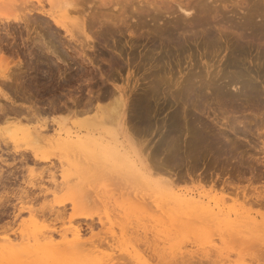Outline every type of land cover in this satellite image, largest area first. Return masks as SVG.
<instances>
[{"label":"rangeland","instance_id":"1","mask_svg":"<svg viewBox=\"0 0 264 264\" xmlns=\"http://www.w3.org/2000/svg\"><path fill=\"white\" fill-rule=\"evenodd\" d=\"M59 1L63 5L65 0ZM59 1L53 7L58 16L63 9ZM102 1L76 3L85 8H76L85 15L80 17L90 20L93 15L98 23L87 30L88 39L74 33L71 40L61 30L56 33L43 15L32 12L25 18L15 6L0 5V243L6 238L25 242L34 227L58 233L67 230V239L70 230L79 227L82 238L98 241V246L92 245L94 252L87 250L90 244L81 248L83 254L92 253L93 260L86 258L92 260L89 263L78 259V250L77 257L66 250L62 254L67 257L48 252L19 259L24 263L5 260L10 264H29L30 260L35 264H100L97 254L121 253V231L126 230L128 236L133 234L130 239L142 249L148 264H184V260L185 264H264L263 233L260 239L251 238L250 233L232 237L226 232L223 236L188 217L186 209H178L168 197L170 191L201 196L205 204L220 211L218 218L264 219V0H185L191 4L188 12L178 8L179 0ZM71 9L65 20L79 18L80 12ZM8 14H14L9 22L3 18ZM21 16L15 21L14 17ZM27 27L41 29L45 40L55 46V54L35 45V30L31 28L30 35ZM156 78L162 82L148 126H138L132 116L136 114L134 98ZM188 80L203 94L199 90L201 94L191 93L184 101L166 102ZM245 88L247 96L228 102L215 97L217 89L239 93ZM119 90L127 98L128 109L122 118L112 115L111 109ZM176 113L182 123L196 121L211 133L221 131L231 152L222 150L226 156L217 153L219 163L208 156L198 161L195 151L188 154L182 148L190 139L184 130L178 133L180 154L169 152L160 139L170 140L163 131ZM34 126H40L46 137L62 127L64 132L84 139L90 135L94 140L86 139L84 149L73 142L74 149L70 145L60 148L52 140L39 144L22 131ZM98 141L104 148L97 147ZM179 247L185 258L180 253L174 256Z\"/></svg>","mask_w":264,"mask_h":264},{"label":"bare ground","instance_id":"2","mask_svg":"<svg viewBox=\"0 0 264 264\" xmlns=\"http://www.w3.org/2000/svg\"><path fill=\"white\" fill-rule=\"evenodd\" d=\"M59 1V0H58ZM67 1H69V0H65L64 1V3H63V5H62V3H61V1H59V5H60V7L61 8H63V9H61L62 10V13L60 14V16H58L57 14H56V12L53 10V7H56L57 5H58V2H57V0H0V5H5V6H10V7H12V6H15V8H18V9H20V10H22L23 11V13H24V15H22V16H27V14H29V13H32V12H36V13H38L39 15H43V16H45L48 20H50L51 22H52V24L56 27L55 29V32L57 33V31H59V30H61L63 33H64V35L68 38V39H74V33H79V34H83V35H85V37L88 39L91 35H88V33H87V30L89 29H91L92 30V28L95 26V23L97 22V19H96V17L94 16V17H92V16H90V18H92V19H90V20H88L86 17L84 18L83 16H81L80 17V15H84V13L82 12V14H81V11H79L80 12V14H79V18H77V17H73L75 20L74 21H69V20H65V17L67 18L68 17V15H70V12L72 11V7H73V9L75 8V10H73V12H78V9H80V8H84V6H77L76 5V3L74 4L73 2H71V0L69 1V2H67ZM72 1H74V0H72ZM76 1V0H75ZM74 1V2H75ZM79 1V4H82V2L80 3V0H78ZM104 1V0H103ZM102 1V2H103ZM124 1V0H123ZM152 1H154V0H152ZM167 1V0H166ZM165 1V2H166ZM173 1V0H172ZM178 1V0H177ZM17 2V3H16ZM57 3L56 4V6H54V3ZM85 2V1H84ZM125 2H126V0H125ZM149 2V1H148ZM169 2V1H168ZM187 1H185V0H179L178 1V5H179V7L178 8H180V10H182V11H184V12H188L189 10H190V5H188L187 3H186ZM61 3V4H60ZM46 4H49L50 5V8L49 9H46ZM78 4V3H77ZM78 4V5H79ZM104 4V3H103ZM102 4V5H103ZM107 4V3H106ZM158 4H160V3H158ZM76 5V7H74ZM148 5V4H147ZM154 5V4H153ZM156 5V4H155ZM154 5V6H155ZM166 5H167V3H166ZM63 6V7H62ZM100 6V5H99ZM98 6V7H99ZM164 6V5H163ZM168 6V5H167ZM171 6V5H170ZM71 7V8H70ZM156 7V6H155ZM9 8V7H8ZM15 8H13V9H15ZM76 8H78L77 9V11H76ZM82 8V9H83ZM167 8V7H166ZM165 8V9H166ZM174 8V7H173ZM177 8V7H176ZM12 9V8H11ZM85 9V8H84ZM154 9V8H153ZM156 9V8H155ZM162 9H163V7H162ZM168 9V8H167ZM16 10V9H15ZM81 10V9H80ZM19 11V10H18ZM22 11H20L21 13H22ZM97 11V10H96ZM101 11V10H100ZM105 11V10H104ZM73 12H72V14H73ZM78 12V13H79ZM106 12V11H105ZM9 13V12H8ZM100 13H102V12H100ZM38 14H36L37 16H38ZM112 14V13H111ZM183 14V13H182ZM186 14V13H185ZM12 15L14 16V14H8V15H6V16H4L3 18H5V20L7 21V22H9L11 19H13L12 18ZM18 15H19V12H18ZM103 15V14H102ZM18 17V18H16V17H14L15 18V21L16 20H20V19H22L23 17ZM32 16V15H31ZM72 16V15H71ZM77 16V15H76ZM85 16V15H84ZM184 16V15H183ZM26 18V17H25ZM69 18V17H68ZM67 18V19H68ZM120 18V17H119ZM122 18V17H121ZM85 19H87V20H85ZM109 19H110V17H109ZM18 20V21H19ZM24 20V19H23ZM101 20V19H100ZM106 20V19H105ZM119 20V19H118ZM121 20V19H120ZM119 20V21H120ZM26 21V20H25ZM32 21V20H31ZM44 21V20H43ZM43 21H41V22H43ZM50 21H48V22H46L45 21V24L49 27V25H51V23H50ZM87 21H89V22H87ZM27 22H29V21H27ZM40 22V23H41ZM89 24V25H87V23ZM26 23V22H25ZM39 23V24H40ZM44 23V22H43ZM50 23V24H49ZM98 23V22H97ZM30 24V23H29ZM29 24H27L26 23V25L25 26H28ZM38 24V23H37ZM44 24V25H45ZM101 24V23H100ZM42 25V24H41ZM30 26V25H29ZM89 26V27H88ZM100 26V25H99ZM102 26V25H101ZM35 27V26H34ZM28 28V27H27ZM31 28L33 29V30H35V37L37 38V39H35V40H33V43L35 44V43H39V48H42L43 50H45L46 51V53H50V54H55V46L52 48V45H50L51 43H49V41L48 40H45V37L43 36V34H41L40 33V30L38 31V30H36L35 28H37V27H35V28H33V27H30V28H28L27 29V33L28 34H30L31 33ZM40 28V27H39ZM50 28H51V26H50ZM97 28H99V27H97ZM51 29H53V28H51ZM58 29V30H57ZM103 29H106V28H103ZM33 30H32V33H33ZM43 30V29H42ZM54 31V30H53ZM52 31V32H53ZM74 31H76V32H74ZM100 32H101V30H99ZM49 32V31H48ZM60 33V32H59ZM90 33V32H89ZM49 34V33H48ZM53 34V33H52ZM51 34V35H52ZM31 35V34H30ZM30 35H28V36H30ZM50 35V36H51ZM54 35V34H53ZM60 35V34H59ZM76 35V34H75ZM78 35V34H77ZM79 36V35H78ZM77 36V37H78ZM7 37V36H6ZM26 37V36H25ZM52 37V36H51ZM93 37H94V35H93ZM97 37V36H96ZM23 38V37H22ZM50 38V37H49ZM67 38H66V40H67ZM27 39V38H26ZM80 39V38H79ZM96 39V38H95ZM210 39V38H209ZM208 39V40H209ZM82 40V39H81ZM92 40H94V39H92ZM36 41V42H35ZM57 41V40H56ZM68 41V40H67ZM210 41V40H209ZM80 42V41H79ZM63 43V42H62ZM68 43V42H67ZM93 43V42H92ZM208 43V42H207ZM213 43H214V41H213ZM212 43V44H213ZM22 44V43H21ZM83 44V43H82ZM208 44H210V43H208ZM211 44V45H212ZM32 45V44H31ZM36 45V44H35ZM58 45V44H57ZM73 45V44H72ZM90 46V45H89ZM88 46V47H89ZM94 46V45H93ZM38 47V46H37ZM82 48H85V46L84 47H82ZM1 49V48H0ZM8 49V48H7ZM35 49V48H34ZM57 49V48H56ZM33 50V49H32ZM19 51V50H18ZM31 51V50H30ZM82 51V50H81ZM15 52V51H14ZM41 52H43V51H41ZM29 53V52H28ZM30 54V53H29ZM57 54V53H56ZM67 54V53H66ZM44 56H46V55H44ZM57 56V55H56ZM2 58H4V57H2ZM19 59V58H18ZM57 59V58H56ZM58 59H59V57H58ZM61 59V58H60ZM86 61V60H85ZM81 62V61H80ZM55 63V62H54ZM21 65V64H20ZM66 71V70H65ZM71 73V72H70ZM156 73V72H155ZM189 73V72H188ZM192 72H190L189 74H191ZM9 74V73H8ZM7 74V75H8ZM194 74V73H193ZM79 76V75H78ZM164 76V75H163ZM163 76H161V77H163ZM156 77V76H155ZM160 77V76H159ZM159 77H158V79H159ZM120 78V77H119ZM129 78V77H128ZM154 78V77H153ZM190 78V77H189ZM167 79V78H166ZM11 80V79H10ZM101 80H103V79H101ZM101 80H99V82L101 81ZM131 80V79H130ZM153 80V79H152ZM191 80V79H190ZM190 80H188L189 82H187V83H185L184 85H179L180 87H178V92L176 93V94H170V98H168V99H165L166 100V102H168L167 100H169V99H172L174 102H176V101H178V100H182V101H184L183 99H185V98H188V96H193L191 93H198V94H201L202 93V91L198 88V86H196V84H194L192 81V83L190 82ZM193 80V79H192ZM68 81V80H67ZM105 81V80H104ZM155 80H153V82L150 84V86H148L147 88V90L145 91L144 90V93L142 94L141 93V95H140V93L139 94H137V95H140V96H136V98H134V107H135V111H136V114L134 113L132 116H135L134 118L136 119V121L134 122V123H136L138 126H141V125H147L148 124V117L150 118V116H148L149 115V113L151 114V111H152V109H153V104H152V102H154V98H155V94L156 93H158V92H160V83L162 82H158V80H157V78H156V81L154 82ZM95 82H96V80H95ZM102 82V81H101ZM128 82V81H127ZM232 82V81H231ZM135 83V82H134ZM164 83V82H163ZM183 83V82H182ZM201 83V82H200ZM100 84V83H99ZM104 84H105V82H104ZM103 84V85H104ZM205 84V83H204ZM129 85V84H128ZM201 85H203V84H201ZM99 86V85H98ZM126 86V85H125ZM197 88H196V87ZM200 86V85H199ZM133 87V86H132ZM202 87V86H201ZM145 88V87H144ZM164 88V87H163ZM163 88H162V90H163ZM171 88V87H170ZM221 88V87H220ZM146 89V88H145ZM224 89V88H223ZM223 89H217L218 90V92H217V94H215L216 96L215 97H217V98H219V100H226L227 102L228 101H231L232 99H236L239 95H244V96H247V94H248V92L246 91V88L244 89V90H242L241 92H239V93H237V92H227L226 90H223ZM130 90V89H129ZM197 91V92H195V91ZM200 90V92H198ZM104 91H106V88H105V90ZM135 91V90H134ZM134 91H133V93H134ZM173 91V90H172ZM127 91H125V93H126ZM168 92V91H167ZM215 92H216V90H215ZM104 93V92H103ZM115 93V92H114ZM113 93V94H114ZM132 93V94H133ZM164 93V92H163ZM237 93V94H236ZM109 94H112V92H109ZM108 94V95H109ZM118 94V93H117ZM136 94V93H135ZM198 94H195V95H198ZM203 94V93H202ZM163 95V94H162ZM135 96V95H134ZM160 96V95H159ZM166 96H167V94L165 95L164 94V96H162V97H164V98H166ZM199 96V95H198ZM201 96V95H200ZM205 96V95H204ZM89 97H90V95H89ZM97 97V96H96ZM95 97V98H96ZM100 97V96H99ZM103 97H105V96H103ZM112 97L114 98L115 97V95L113 96L112 95ZM189 97V98H190ZM202 97V96H201ZM90 98H92V97H90ZM90 98H89V100H90ZM116 101H113L114 102V104H113V106H112V115L113 114H115V115H119V116H121V118H122V116L124 115V113H125V110H126V108H127V98H125V96H124V92H123V90H119V94H118V97L116 96ZM113 100V99H112ZM156 100V99H155ZM186 100V99H185ZM221 100V101H222ZM85 101V100H84ZM85 102H87V101H85ZM84 102V103H85ZM93 102V101H92ZM92 102H90V103H92ZM132 102V101H131ZM163 102V101H162ZM77 103V102H76ZM88 103H89V101H88ZM87 103V104H88ZM129 103V102H128ZM158 103V102H157ZM179 103V102H178ZM230 103V102H229ZM1 105V104H0ZM5 105V104H4ZM85 105V104H84ZM111 105V104H110ZM130 105V104H129ZM3 106V105H2ZM89 105H87V107H88ZM109 106V105H108ZM34 107V106H33ZM67 106H65V108H66ZM84 107V106H83ZM89 107H91V106H89ZM130 107V106H129ZM133 107V108H134ZM4 108V107H3ZM107 108V107H106ZM17 109V108H16ZM56 109V108H55ZM72 109V108H71ZM71 109H69V110H71ZM85 109V108H84ZM91 109H92V107H91ZM128 109V108H127ZM226 109V108H225ZM4 110V109H3ZM6 110H7V108H6ZM39 110V109H38ZM63 110V109H62ZM157 110V109H156ZM155 110V111H156ZM11 111V110H10ZM50 111V110H49ZM68 111V110H67ZM66 111V112H67ZM79 111H81V110H79ZM88 111H90L89 109H88ZM92 111V110H91ZM132 111V109L130 110V112ZM3 111L1 110V113H2ZM9 112V111H8ZM19 112V111H18ZM42 112V111H41ZM61 112V111H60ZM59 112V113H60ZM76 112V111H75ZM82 112H83V110H82ZM84 112H86V110L84 111ZM133 112V111H132ZM21 113V112H20ZM78 113V112H77ZM15 114V113H14ZM28 114V113H27ZM132 114V113H131ZM6 115V114H5ZM4 115V117H7V116H5ZM10 115V114H9ZM8 115V116H9ZM17 115H18V113H17ZM16 115V116H17ZM128 115V114H127ZM179 115V114H178ZM178 115H177V113L176 114H174V116H172L171 118V121H170V123L168 124V125H166V127H165V131H163V134L165 135L164 137H168V138H170V140L169 139H166V140H161L160 139V141H162L163 143L162 144H160V141L158 142L162 147H165L166 149H168L169 150V152H171V153H173V152H175L177 155H179L180 153H179V151H178V149L180 148V145H181V143H179L178 144V139H180V138H178V133H181V132H183V130L184 131H186V134H188L189 136V140L188 141H186L185 140V144H183V147L182 148H184V151H187V153L188 154H192L193 153V151H195V153H197L198 155H196L198 158L196 159V160H200L201 158H203V157H213L212 159L213 160H215V161H219V156L221 155L222 156V154L223 153H225V152H223L222 150H224V149H226L227 151L229 150L230 151V146L228 147V144H227V141L225 142L223 139H224V137H223V134H221L220 132L219 133H211V129H209L207 126H204V125H200L199 124V122L198 123H196V121H194L193 123L192 122H189L188 120H185V121H183V123L182 122H180L181 120V118H179L178 117ZM256 115V114H255ZM63 116V115H62ZM215 116H216V114H215ZM2 117V116H1ZM114 117V116H113ZM131 117V116H130ZM185 117V116H184ZM183 117V119H185ZM133 118V119H134ZM6 119H8V118H6ZM29 119H31V118H28V120ZM127 119H128V117H127ZM193 119H195V118H193ZM150 120V119H149ZM231 120H233V119H231ZM230 120V121H231ZM217 121V120H216ZM222 121V120H221ZM201 122V121H200ZM219 122V121H218ZM235 122V121H234ZM241 122V121H240ZM246 122V121H245ZM47 123V122H46ZM166 123V122H165ZM194 123H196V124H194ZM216 123V122H215ZM220 123V122H219ZM222 123V122H221ZM228 123V122H227ZM227 123L225 124V125H227ZM232 123H233V121H232ZM232 123H230L231 125H232ZM133 124V123H132ZM150 124V123H149ZM164 124V123H163ZM242 124H244V123H242L241 122V125ZM236 125H237V123H236ZM244 125H246V123L244 124ZM244 125H243V127H244ZM48 126V125H47ZM135 126V125H134ZM148 126V125H147ZM163 126H165V125H163ZM216 126V125H215ZM234 126V125H233ZM126 127V126H125ZM129 127V126H128ZM133 127V126H132ZM136 127V126H135ZM151 127V126H150ZM234 127H236L237 128V126H234ZM233 127V128H234ZM240 127V126H239ZM247 127V126H246ZM130 128V127H129ZM142 128V127H141ZM144 128V127H143ZM145 129V128H144ZM239 129V128H238ZM241 129V128H240ZM243 129V128H242ZM245 129V128H244ZM45 130V129H44ZM138 130H139V132H140V129L138 128ZM22 131L23 132H25V134L26 135H29L30 137L32 136V138L34 139L33 141H35L36 143H41L42 141H46V140H52L54 143H56L57 145H58V147H60V148H63V147H66V146H68V145H70L72 142H73V144L76 146V147H78V148H80V149H84L85 148V140L87 139V140H90V141H92V140H94V138L92 137V136H86L85 137V139H84V137H82V136H79L80 134H75V135H72V134H70L69 133V131H65L64 132V130L62 129V127L60 128V129H57L53 134H52V136H48V137H46V136H44L43 134H42V130H41V127L40 126H34V127H32V128H30V127H28V128H23L22 129ZM142 131V130H141ZM148 131V130H147ZM226 131V130H225ZM236 131V130H235ZM234 131V132H235ZM240 131V130H239ZM247 131V130H246ZM145 132V131H144ZM215 132V131H214ZM217 132V131H216ZM224 131H222V133H223ZM238 132V131H237ZM236 132V133H237ZM249 131H247V133H248ZM243 133H246L245 131H243ZM87 134V133H86ZM241 134V133H240ZM226 135V134H225ZM246 135V134H245ZM76 137L75 139H73L72 140V138L73 137ZM243 136V135H242ZM182 137V136H181ZM223 137V138H222ZM163 138V137H162ZM227 138V137H226ZM225 138V139H226ZM235 138H236V136H235ZM39 141V142H38ZM41 141V142H40ZM34 142V143H35ZM230 142V141H229ZM33 143V144H34ZM140 143V142H139ZM233 143V142H232ZM96 144L98 145L99 144V146H97L98 148H102V147H100V145H102V143L101 142H99L98 141V143L96 142ZM238 143H236V145H237ZM159 145V146H160ZM236 145L234 146V147H236ZM239 145V144H238ZM91 146V145H90ZM153 146V145H152ZM155 146V145H154ZM69 147V146H68ZM70 147L72 148L73 146L72 145H70ZM69 147V148H70ZM149 147V146H148ZM147 147V148H148ZM226 147H228V148H226ZM240 147V146H239ZM104 148V147H103ZM152 148V147H151ZM159 148V147H158ZM161 148V147H160ZM73 149H74V147H73ZM162 149V148H161ZM237 149V148H236ZM155 150V149H154ZM226 151V152H227ZM181 152V151H180ZM231 152V151H230ZM167 153V152H166ZM181 153H183V152H181ZM186 153V154H187ZM219 154V156H218V154ZM184 154V153H183ZM210 154V155H209ZM98 155V154H97ZM224 156H226V154H223ZM231 155V154H230ZM173 156H174V154H173ZM181 156H182V154H181ZM196 156H194V157H196ZM177 157H179V156H177ZM187 157V156H186ZM228 157V156H227ZM176 158V157H175ZM183 159V157H180V159ZM222 158V157H221ZM221 158H220V160H221ZM190 160H191V158H189ZM216 159H218V160H216ZM174 160V159H173ZM185 160V159H184ZM194 160V159H193ZM195 160V161H196ZM225 160H226V157H225ZM228 160V159H227ZM174 161H176V159L174 160ZM179 161V160H178ZM185 161H187V160H185ZM222 161V160H221ZM238 161H240L241 162V160H238ZM181 162V161H180ZM183 163V162H182ZM219 163V162H218ZM222 163V162H221ZM223 163H224V161H223ZM229 163V162H228ZM186 164V163H185ZM226 164V163H225ZM174 165H176V163H174ZM182 165V164H181ZM213 166V165H212ZM222 167V166H221ZM163 168V167H162ZM160 169H161V167H160ZM192 170V169H191ZM259 172V171H258ZM193 176V175H192ZM254 176V175H253ZM258 176H259V174H258ZM255 177V176H254ZM264 177V176H263ZM257 178H259V177H257ZM202 179V178H201ZM256 179V178H255ZM254 179V180H255ZM262 179V178H261ZM55 185H56V183H55ZM168 197H169V199L171 200V202L173 203V204H175L176 206H178V209L179 208H184V209H186V212H188V217H190V218H195V221H197V220H199V222H201L202 223V225H204V227L207 229V228H212L213 230V232H214V230H218L217 232H219L220 231V233H221V235H223L224 233H226L227 232V234H231L232 235V237L233 236H237V235H239V236H245V234L246 233H250L249 234V236L251 237V238H253V239H260V238H262L263 236L261 235L262 233L264 234V230L261 228V227H263L264 228V219L262 220H257V219H255V218H250V217H245L244 219H242V218H240V219H234V220H230V219H228V218H218V214L220 213V211H215L214 210V206L213 207H211L210 206V204L209 203H207V204H205L204 202H203V198L201 197V196H198V195H196V194H178V193H171V191H170V193H168ZM170 200H166L167 202L168 201H170ZM166 202V203H167ZM209 202V201H208ZM168 203H170V202H168ZM171 203V204H172ZM218 205V204H217ZM167 208H169V206L167 207ZM219 208V207H218ZM170 209H174V208H170ZM177 209V210H178ZM134 211H136L135 209H133ZM168 210V209H167ZM218 210H220V209H218ZM31 212V211H30ZM165 212V211H164ZM173 212V211H172ZM179 212V211H178ZM135 213V212H134ZM136 213H137V211H136ZM146 213V212H145ZM166 213V212H165ZM142 214V213H141ZM179 214H181V211L179 212ZM225 214V213H224ZM110 215V214H109ZM178 215V214H177ZM239 215V214H238ZM108 216V215H107ZM136 216H138V215H136ZM160 216V215H159ZM152 217V216H151ZM137 218V217H136ZM169 218V217H168ZM182 218H184V217H182ZM189 218V219H190ZM171 219H174V218H171ZM170 219V220H171ZM177 219V216H176V218H175V220ZM197 219V220H196ZM174 220V221H175ZM183 220V219H182ZM140 221V220H139ZM127 222H128V220H127ZM132 222V221H131ZM136 223V222H135ZM142 223H143V221H142ZM197 223V222H196ZM175 224V223H174ZM128 225V224H127ZM133 225V224H132ZM146 225V224H145ZM168 225V224H167ZM177 225V224H176ZM201 225V226H202ZM144 226V225H143ZM178 226H179V224H178ZM110 228V227H109ZM112 228V227H111ZM110 228V229H111ZM114 228H115V226H114ZM137 228V227H136ZM144 228V227H143ZM179 228H183L182 226L181 227H179ZM185 228V227H184ZM113 229V228H112ZM111 229V230H112ZM124 229H126V228H124ZM129 229L130 228H128V231H129ZM180 229V230H181ZM191 229V228H190ZM109 230V229H108ZM67 231V230H66ZM66 231H62V232H60V233H58V232H55V231H52V230H41L40 228H38V227H34L30 232H29V236L27 237V241L25 240V242L23 241H18V242H16L14 239H11V238H6V239H4L3 240V242H1L0 243V257H2V259L4 258V261L0 258V264L1 263H3V264H10V262H9V260H5V259H7V258H14V260H17V262L18 263H20L21 261H23V260H26V258L27 257H31V255L32 256H35V255H37V256H40V255H44V254H46V253H48V252H50L51 254L52 253H55L56 255H58V254H62V253H65V254H67V251H68V254L70 255H73V256H80L79 254L81 253V256L78 258L79 260H84L85 259V261H87V263H89V261L91 262L92 260H93V258H92V253H90V251H88V253L86 252L87 250H91V248L93 249V246H94V244L96 243V241L94 240V242H93V240L91 241V240H89V239H84V238H82V234H83V232L80 230V228L79 227H73L71 230H70V233H71V238L70 239H67L66 238V234H67V232ZM113 231H114V229H113ZM113 231H111V233L113 232ZM121 231V230H120ZM182 231V230H181ZM135 232V231H134ZM142 232V231H141ZM147 232V231H146ZM146 232H144V233H146ZM114 234H115V231L113 232ZM130 233V232H129ZM132 233V232H131ZM138 233V232H137ZM140 233V232H139ZM138 233V234H139ZM212 234V233H211ZM131 235H133V234H131ZM130 235V236H131ZM141 235V234H140ZM144 235H146V234H144ZM224 235H226V234H224ZM223 235V236H224ZM110 237H111V235H109ZM130 236H128V233H127V231L126 230H122L121 231V240L122 241H120L121 242V246H120V248H119V252H121V253H119V255H118V253H117V255L118 256H116V255H104V254H101V255H99L98 256V254H97V261L100 263V264H148V262H147V259H146V257H143V255L141 254V251H142V249L141 250H138L137 249V246H136V244H135V242H132V241H134L133 240V238L132 239H130ZM248 236V237H249ZM110 237H109V240H110ZM119 237V236H118ZM148 237V236H147ZM238 237V236H237ZM60 238H62L63 240H61ZM112 238H113V236H112ZM149 238V237H148ZM114 239H115V236H114ZM114 239H112V240H114ZM135 239V238H134ZM137 240H138V238H136ZM140 239V238H139ZM233 239H235V238H233ZM239 239H242L241 237L239 238ZM245 239V238H244ZM248 239V238H247ZM14 240V241H13ZM147 240V239H146ZM150 240V239H149ZM231 240V239H230ZM246 240V239H245ZM31 241V242H30ZM140 241V240H139ZM148 241V240H147ZM119 242V243H120ZM137 242V241H136ZM150 242V241H149ZM209 242V241H208ZM97 243H98V241H97ZM96 243V244H97ZM99 243H100V245H102L103 246V244L101 243V241H99ZM143 243V242H142ZM237 243V242H236ZM245 243V242H244ZM254 243V242H253ZM253 243L251 244V245H253ZM90 244V246H92V247H90V248H88L85 252L86 253H84L83 254V250H85V249H83L82 247H85L86 245L88 246ZM198 244V243H197ZM249 244V245H250ZM256 244V243H255ZM99 245V246H100ZM109 245V244H108ZM147 245V244H146ZM150 245V244H149ZM148 245V246H149ZM96 246H98V244L96 245ZM183 246V245H182ZM197 246V245H196ZM101 247V246H100ZM105 247V246H104ZM147 247V246H146ZM253 247V246H252ZM83 250H82V249ZM105 248H107V246L105 247ZM182 248V247H181ZM184 248H185V246H184ZM188 248V247H187ZM250 248V247H249ZM152 249V248H151ZM154 249V248H153ZM179 251H180V247L179 248H177ZM186 249V248H185ZM210 249V248H209ZM252 249V248H251ZM67 250V251H66ZM77 250H78V252H79V254L77 253ZM79 250H81V251H79ZM95 250V249H94ZM94 250H91V251H93L94 252ZM116 250H118V248L116 249ZM156 250V249H155ZM211 250H212V248H211ZM210 250V251H211ZM64 251V252H63ZM98 251V250H97ZM107 251V250H106ZM140 251V252H139ZM152 251V250H151ZM207 251V250H206ZM205 251V252H206ZM215 251V250H214ZM99 252V251H98ZM173 252V254H174V252H175V250H173L172 251ZM187 252V255H189L188 254V250L186 251ZM89 253H90V255H89ZM97 253V252H96ZM104 253V252H103ZM156 253H158V252H156ZM164 253V252H163ZM178 253H180L182 256H183V254H184V252H183V250H182V252L180 251V252H176L175 253V255L174 256H176V254H178ZM211 253V252H210ZM76 254V255H75ZM83 254V255H82ZM109 254H111V253H109ZM113 254H116V253H113ZM144 254V253H143ZM161 254V253H160ZM186 254V253H185ZM185 254H184V257H182L181 256V258H185L186 256H185ZM2 255V256H1ZM59 255V256H60ZM63 256H65V257H67V255H64V254H62ZM89 255V256H88ZM96 255V254H95ZM94 255V256H95ZM162 255V254H161ZM5 256V257H4ZM8 256H11V257H8ZM13 256V257H12ZM61 257V258H64V257ZM72 256V257H73ZM83 256L85 257V258H83ZM168 256V255H167ZM180 256V255H179ZM179 256H178V258H179ZM204 256V255H203ZM202 256V257H203ZM213 256H215V255H213ZM71 257V256H70ZM71 257V258H72ZM75 257V258H76ZM194 257V256H193ZM209 257V256H208ZM80 258H83V259H80ZM86 258H89V259H92V260H88V259H86ZM178 258H177V260H178ZM199 258H201V257H199ZM206 258V257H205ZM19 259H23V260H19ZM31 259V258H30ZM35 259V258H34ZM65 259V258H64ZM70 259V258H69ZM172 259V258H171ZM190 259V258H189ZM208 259V258H207ZM29 260V259H28ZM38 260V259H37ZM60 260V259H59ZM59 260L57 261V262H59ZM95 260V259H94ZM169 260V259H168ZM186 260H188V259H186ZM191 260V259H190ZM193 260V259H192ZM191 260V261H192ZM198 260V259H197ZM2 261V262H1ZM35 261V260H34ZM41 261V260H40ZM43 261V260H42ZM51 261V260H50ZM49 261V262H50ZM126 261V262H125ZM196 261V260H195ZM194 261V262H195ZM11 262H13V260H11ZM177 262H179V261H177ZM184 262V264L186 263L185 262V260L183 261ZM190 262V261H189ZM199 262V261H198ZM201 262V261H200ZM205 262V261H204ZM203 262V263H204ZM207 262V261H206ZM211 262V261H210ZM218 262V261H217ZM220 262V261H219ZM23 263H24V261H23ZM54 263V262H53ZM64 263H65V261H64ZM180 263H181V261H180ZM191 263V262H190ZM189 263V264H190ZM208 263V262H207ZM262 263V262H261ZM11 264H13V263H11ZM27 264H28V262H27ZM29 264H35V263H33V261H31L30 260V263ZM38 264V263H37ZM40 264H41V262H40ZM44 264H47L46 262L44 263ZM49 264V263H48ZM55 264V263H54ZM73 264H74V262H73ZM178 264V263H177ZM210 264V263H209Z\"/></svg>","mask_w":264,"mask_h":264}]
</instances>
